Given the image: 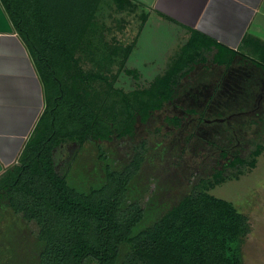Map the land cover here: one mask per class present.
I'll return each instance as SVG.
<instances>
[{"label":"trees","instance_id":"trees-1","mask_svg":"<svg viewBox=\"0 0 264 264\" xmlns=\"http://www.w3.org/2000/svg\"><path fill=\"white\" fill-rule=\"evenodd\" d=\"M0 1L30 52L45 100L18 162L0 175V201L27 224H34L37 232L25 238L28 251L24 256L12 251V242L10 249L0 250V264H242L241 238L249 232L246 219L238 216L232 204L211 193L255 166L264 144L245 134L264 118L246 121L253 117L246 107L237 110L230 102L215 103L213 93L205 106L216 105L213 119H228L220 125L228 128L222 133L226 138L205 140L209 150L204 165L210 166L211 176L200 177L189 194L166 212L157 201L160 186L146 201L149 189L137 185L147 141L135 146L122 169L113 166L100 143L133 138L138 124H147L156 112L172 104L185 88L183 80L199 66L202 74L212 78V67L224 68L225 75L236 68H254L260 72L253 76L255 90L261 86L264 91V40L249 35L245 47L235 51L194 32L164 75L147 89L127 93L114 84L121 72L138 77L126 64L149 19L150 7L136 5L134 0H111L114 12L136 15L140 23L133 42L123 47L115 29L127 26L119 18L108 26L102 21L109 0ZM90 24L95 27L91 32L86 29ZM114 66H118L117 74H112ZM248 86L244 93H254ZM220 87L214 84L213 91ZM185 114L195 115L198 110L187 109ZM200 115L196 130L206 121L205 112ZM185 116L165 120L180 129ZM231 118L236 122L230 126ZM237 119H244L243 124ZM202 138L192 131L186 143L193 139L200 143ZM87 143L98 146L105 177L83 188L73 184L69 169L71 159L76 164Z\"/></svg>","mask_w":264,"mask_h":264},{"label":"rangeland","instance_id":"rangeland-1","mask_svg":"<svg viewBox=\"0 0 264 264\" xmlns=\"http://www.w3.org/2000/svg\"><path fill=\"white\" fill-rule=\"evenodd\" d=\"M106 17L108 16L106 15ZM102 21L107 26L109 25V20L103 19ZM134 24L136 25V23ZM97 25L100 26V22H97ZM91 26L93 25H87L86 29L90 31V29L95 28ZM137 32L138 29L135 31L130 26L125 30V33H119L116 37L115 35L113 36L119 39L123 47H127L133 42ZM144 33L147 34L146 37H141L139 45L137 42L126 64L128 70H136L138 72V77L136 78L134 75L121 72L118 81L114 84L116 88L122 89L127 93L149 88L156 78L167 72L170 65L177 58L176 55L181 50L178 46L177 48L173 46L169 28L164 29L160 34V32H155L153 28L148 27ZM148 34L153 36H149ZM200 67H197V71L191 75L192 77L184 80L185 88L180 89L179 93L181 94L176 97L172 104L156 112L155 116L147 124H138L133 138L127 140L113 139L109 142L100 143L103 145L104 150L108 151V156L112 163H114L113 166L117 169H122L131 160L135 146L139 145L140 141H147V156L142 171L138 176L137 185L141 189L143 187H145L144 189H149L150 193L146 195V201L148 196H151V192L160 186L161 190H156L157 201L165 212L168 208L170 209L178 205L180 200L189 194L193 183H196L200 177L211 176L212 171L210 166L204 165V163L208 162V160L206 161L205 154L209 150V145L205 143V140H215L216 136L222 139L226 138L222 133L228 127L220 126L226 124V119H213L215 117L212 115L218 113V107L214 104H209L206 107V99L209 101V98L215 93V103L219 100L223 103L230 102L234 106V109L237 110L243 106L246 107L244 110L247 109L249 114L253 115L252 119L248 120L249 118H246V121L254 119L258 122L259 118H264V91L261 92V86L255 90L254 83H256V79L252 75L238 73L235 70H233V73L236 72L237 74H234V76L232 75L233 73L231 74L232 76L225 75L222 74V71L225 70L224 68L222 70L213 67L212 72H214L215 78L205 74V77L202 79ZM243 69L240 70L244 73L252 70L247 69L243 71ZM117 73L118 66H114L112 74ZM199 78L203 84H201ZM209 81L212 83L208 84ZM214 82H217L219 87L221 86L216 92L213 91L214 84H217ZM249 83L252 89H254V93H244V91H247ZM225 91L232 93L231 96L233 95V98L228 94V96L223 95ZM205 107L207 110H205ZM193 108L198 110V114H191L186 117L185 110ZM219 110L222 111L221 108ZM233 111L235 112L236 110ZM201 112H205L206 118L203 125L198 127L200 135H203V142L200 141L199 143V140L193 139L191 143H186V139L189 138L191 132L199 126L198 123H195L200 120ZM174 115L185 116L187 118L182 128L177 129L174 126L167 128L163 123L165 119L168 117L173 118ZM242 117L245 119L248 116ZM244 119L242 121L237 119V123L241 122L243 124ZM229 122L231 126L236 121H232L231 118ZM235 126L238 127L239 125ZM158 129H160V133L156 132ZM245 136L247 139H260L261 141L259 142L264 144V121L251 126L248 129V134H245ZM235 143L237 147L238 142L235 141ZM96 146L94 143H87L83 151L78 154L77 157L79 158L75 161L76 164H73L71 159L69 173L73 184L83 188L89 185L95 186L99 183V180H97L99 177H105V163L99 162L98 146ZM235 146L232 148L235 149ZM233 149H230V151H233ZM215 154L218 155V152H215ZM59 157H62V155H57V158ZM66 162L69 163L70 161L66 160ZM225 163L226 161H223V164ZM140 188L139 191H141ZM211 195L232 204L238 216L246 219L245 224L249 228V232L241 238L242 264H264V152L257 158L255 166L248 171L246 170L238 179H233L226 184L220 185ZM3 214H10V216L8 217ZM11 214L14 215L10 209L0 207V215L5 216L6 219L15 218L12 222L1 224L0 229L3 227L4 235L0 245L9 248V243L12 242V251L14 250L17 254L24 256L27 253L24 239L28 234L37 232V227L32 223H25L21 217L11 216ZM14 227L17 231L14 230ZM3 252L5 251L3 250ZM34 256V259L33 256L31 257L32 262L36 261L37 255L34 254ZM21 259H24V257Z\"/></svg>","mask_w":264,"mask_h":264},{"label":"crops","instance_id":"crops-1","mask_svg":"<svg viewBox=\"0 0 264 264\" xmlns=\"http://www.w3.org/2000/svg\"><path fill=\"white\" fill-rule=\"evenodd\" d=\"M134 3L151 8L138 45L141 37H146L144 31L148 27L160 34L169 28L172 44L179 49L194 32L235 51L245 47L249 35L264 40V0H134ZM104 5V19L112 22L119 18L127 26L123 30L120 27V31L115 29L116 36L130 26L138 29L136 15L114 12L116 6L111 0ZM251 71L252 76L260 74L255 69ZM44 107V91L30 52L0 1V175L18 162Z\"/></svg>","mask_w":264,"mask_h":264},{"label":"flooded vegetation","instance_id":"flooded-vegetation-1","mask_svg":"<svg viewBox=\"0 0 264 264\" xmlns=\"http://www.w3.org/2000/svg\"><path fill=\"white\" fill-rule=\"evenodd\" d=\"M212 69H213V67H212ZM219 69H221V68H219ZM252 69H254V68H252ZM223 70V69H222ZM233 70H235V71H237L238 73H243V74H245V75H252V71H250L251 72V74H249L250 72L248 71V72H242L240 69H232V70H230V71H228V73L226 74V75H231L232 73H233ZM245 70H247L246 68H244L243 69V71H245ZM197 71V70H196ZM194 73H196V72H194ZM201 73V72H200ZM222 74H225V71L223 70L222 71ZM234 74H237L236 72L235 73H233L232 75L234 76ZM192 75V74H191ZM201 75H202V79H203V77H205V73L204 74H202L201 73ZM231 75V76H232ZM190 77H192V76H190ZM190 77H186L184 80H187V79H189ZM184 80H183V83H184ZM199 81L201 82V79L199 78ZM201 84H203L202 82H201ZM209 86V85H208ZM181 93H179V95H180ZM229 95L231 98H233V95L231 96V94L232 93H230L229 91H225L224 92V94L223 95ZM227 95V96H228ZM207 96V95H206ZM208 98H209V96H207ZM210 99V98H209ZM183 100V99H182ZM208 100L206 99L205 100V104H206V102H207ZM208 103V102H207ZM228 119H226L225 121H227ZM228 122V121H227ZM164 124H165V126L168 128H170L171 126H174L175 128H176V126L174 125V124H171L170 122H167L166 120L163 122ZM184 123V122H183ZM195 123V122H194ZM197 123H199L200 124V120L199 121H197L195 124H197ZM191 124V123H190ZM193 124V123H192ZM186 126V125H185ZM194 131H197L196 129L194 130ZM198 135H200L201 133L199 132V130H198V132H196ZM116 139V138H115ZM116 140H118V139H116ZM120 140H127V139H120ZM140 143H141V141H140ZM5 201H0V207L1 208H5L6 206H5V203H4ZM14 214V213H13ZM3 215H6V216H10V214H3ZM3 215H0V227H1V224H4V222H12L13 220H15V218H9V219H6L5 218V216H3ZM15 215V214H14ZM14 215H12L11 214V216H14ZM15 216H17V217H20L19 215H15ZM22 219V218H21ZM23 221L25 222V223H27L24 219H23ZM20 222V221H19ZM4 229H3V227H2V229H0V243H2V241H3V235H4V231H3ZM14 230L15 231H17L16 230V228L14 227ZM27 235V234H26ZM28 236V235H27ZM24 241H25V239H24ZM0 248H2V250H4V249H10V246H9V248H6V247H3V245H0ZM28 251V250H27Z\"/></svg>","mask_w":264,"mask_h":264}]
</instances>
